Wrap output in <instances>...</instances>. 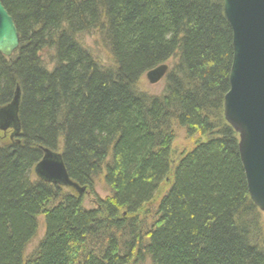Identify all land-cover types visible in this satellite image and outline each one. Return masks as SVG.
<instances>
[{"label": "trees", "instance_id": "obj_1", "mask_svg": "<svg viewBox=\"0 0 264 264\" xmlns=\"http://www.w3.org/2000/svg\"><path fill=\"white\" fill-rule=\"evenodd\" d=\"M1 2L20 45L0 54V107L21 94L18 135L0 144V264H264V214L224 116L234 49L223 0ZM171 60L165 92L142 93ZM174 125L197 140L176 163ZM43 149L94 197L98 181L110 195L86 209L84 195L38 180Z\"/></svg>", "mask_w": 264, "mask_h": 264}, {"label": "water", "instance_id": "obj_2", "mask_svg": "<svg viewBox=\"0 0 264 264\" xmlns=\"http://www.w3.org/2000/svg\"><path fill=\"white\" fill-rule=\"evenodd\" d=\"M224 15L232 28L233 64L230 89L224 99L225 121L239 138V156L246 174L252 202L264 214V0H223ZM20 36L13 17L0 0V54L7 58L19 49ZM162 65L147 73L150 84H158L167 75ZM11 104L0 107V131L19 132L20 92L16 88ZM38 180L86 193L69 177L63 157L43 149V158L35 166Z\"/></svg>", "mask_w": 264, "mask_h": 264}, {"label": "rangeland", "instance_id": "obj_3", "mask_svg": "<svg viewBox=\"0 0 264 264\" xmlns=\"http://www.w3.org/2000/svg\"><path fill=\"white\" fill-rule=\"evenodd\" d=\"M98 37L94 35H84L81 37L84 45L91 51L92 55H94L95 59L100 65L108 66L111 64V57L108 55V53L101 47L100 44H98ZM174 61H169L168 67L172 68L174 65ZM140 91L146 95L160 97L165 90H166V79H162L158 84L152 85L147 80V75L142 77V79L139 82L138 85ZM175 129V138L172 146V152L173 154V160L174 163L177 162L179 157L184 154V152L190 151L194 146L197 140H190L187 137V133L185 129H179L176 125H174ZM15 141V140H14ZM7 143H12L10 137L4 136V134L0 131V144L6 145ZM169 187V184L164 185V188L161 192L163 194ZM95 193L97 195V198L105 200L111 193L110 189L106 187L105 183L102 181H98L95 186ZM87 191V190H86ZM94 197L89 191L86 192L83 196L84 205L86 209H92L95 208L97 205V199ZM264 220V215H263ZM44 217L39 219L40 229L38 232V237L33 240V242L28 246V249L26 251V256H30L33 251L36 249V246L38 243L43 239V234L45 232V227L43 224Z\"/></svg>", "mask_w": 264, "mask_h": 264}, {"label": "flooded vegetation", "instance_id": "obj_4", "mask_svg": "<svg viewBox=\"0 0 264 264\" xmlns=\"http://www.w3.org/2000/svg\"><path fill=\"white\" fill-rule=\"evenodd\" d=\"M12 133H13L12 130L6 132V134H8V137H10V139H13L14 138V137H12ZM6 134H5V136H6Z\"/></svg>", "mask_w": 264, "mask_h": 264}, {"label": "bare ground", "instance_id": "obj_5", "mask_svg": "<svg viewBox=\"0 0 264 264\" xmlns=\"http://www.w3.org/2000/svg\"><path fill=\"white\" fill-rule=\"evenodd\" d=\"M166 66H167V65H166ZM159 67H160V66H159ZM167 67H168V66H167ZM157 69H158V68H157ZM168 69H169V68H168ZM167 72H168V71H167ZM165 77H166V76H165ZM165 77H164V79H165ZM155 85H156V84H155ZM4 136H5V134H4ZM6 136H8V134H6ZM6 136H5V137H6Z\"/></svg>", "mask_w": 264, "mask_h": 264}]
</instances>
